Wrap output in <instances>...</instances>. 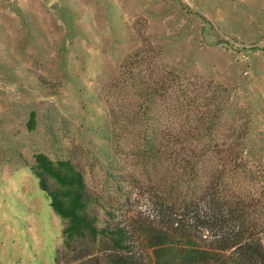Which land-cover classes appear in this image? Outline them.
<instances>
[{"label":"rangeland","instance_id":"obj_1","mask_svg":"<svg viewBox=\"0 0 264 264\" xmlns=\"http://www.w3.org/2000/svg\"><path fill=\"white\" fill-rule=\"evenodd\" d=\"M141 47L158 51L155 64L189 91L227 90L229 117L248 122L256 182L237 181L264 193V0H0L1 263L55 264L62 243L64 221L32 172L37 153L72 160L94 192L114 190L102 88ZM127 191L134 217L156 223L146 189ZM146 245L156 264L149 237Z\"/></svg>","mask_w":264,"mask_h":264},{"label":"trees","instance_id":"obj_2","mask_svg":"<svg viewBox=\"0 0 264 264\" xmlns=\"http://www.w3.org/2000/svg\"><path fill=\"white\" fill-rule=\"evenodd\" d=\"M157 57L138 48L102 88L114 190L92 191L72 160L35 155L32 172L64 221L55 264H155L146 237L156 264H264V193H247L238 182L251 177L247 120L229 117L221 84L189 91ZM34 123L32 113L30 130ZM140 186L156 223L139 221L128 205V187Z\"/></svg>","mask_w":264,"mask_h":264}]
</instances>
